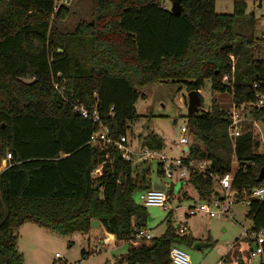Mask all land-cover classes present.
<instances>
[{
    "label": "trees",
    "instance_id": "16d2710c",
    "mask_svg": "<svg viewBox=\"0 0 264 264\" xmlns=\"http://www.w3.org/2000/svg\"><path fill=\"white\" fill-rule=\"evenodd\" d=\"M161 1L91 0L90 19L63 31L59 23L68 8L58 0H0V159L10 153L0 170V264H24L16 247L24 222L68 235L88 232L90 220L98 219L105 231L128 242L144 226L145 207L133 199L144 172L138 179L116 145L90 140L99 125L113 138L125 136L140 116L135 101L142 86L163 82L198 90L209 78L211 89L229 92L235 104L264 92V57L253 55L255 38L264 37L254 36L245 0H232L231 12H216L215 0H179V14ZM76 104L94 108L98 121L83 117ZM246 112L258 116L264 109ZM229 116L214 98L209 109L193 114L187 123L194 141L183 159L207 160L208 169L221 174L234 155L237 189L263 183L264 175L256 177L264 153L256 151L250 130L229 139ZM162 145L153 131L142 138V146ZM97 166L101 173L93 175ZM155 166L163 175L160 163ZM187 181L199 199L215 191L201 173H190ZM245 215L252 230L264 228V199H250ZM194 242L167 217L163 232L130 244L119 262L171 264L172 244ZM250 245V238H236L223 264H249Z\"/></svg>",
    "mask_w": 264,
    "mask_h": 264
},
{
    "label": "rangeland",
    "instance_id": "374dc122",
    "mask_svg": "<svg viewBox=\"0 0 264 264\" xmlns=\"http://www.w3.org/2000/svg\"><path fill=\"white\" fill-rule=\"evenodd\" d=\"M58 2L66 4L68 8L59 23L63 31H71L80 20H89L91 17V0H58ZM171 2L172 0L161 1L168 8ZM245 2L246 11L253 13L254 36L264 37V7H257V2L253 0H245ZM214 9L216 12H231L232 0H215ZM253 55L264 57L262 39L255 38ZM187 91L184 86L178 88V84L172 83L151 82L142 86L140 92L143 96H139L135 101V109L140 116L131 123L130 129L125 134L128 147L138 151L142 146V138L153 131L163 140L160 153L168 157L182 156L183 145L178 143L179 125L192 119L187 116ZM198 92L200 103L194 114L209 109L213 98L223 108L230 110L232 106L231 94L227 91L212 90L209 78L204 79ZM242 114L244 119L241 121V129L251 131L253 142H257V148L261 150L264 142V112L253 116L242 110ZM186 135L189 143L194 141L191 133L187 132ZM156 160L157 158L139 160L135 156L131 159L132 174H136L140 179L144 172L142 187L133 192V199L138 204H142L139 194L148 182L171 187V180L157 173ZM5 164L6 161L4 163L1 158L0 169ZM230 167L236 168L234 155L231 156ZM216 188L217 184H214V190ZM198 200L196 190L186 179L180 188L174 183L170 199L166 202L168 207L144 206L146 216L150 219L146 220L143 227L154 237L165 229L167 217L170 218L175 231L176 223L179 221L185 223L187 229L183 234L191 235L194 241L210 243L200 249L193 248L189 244H178L188 255L190 264H216L225 252V256H231L235 239L243 238L244 230L250 228L251 220L245 215L247 204L244 201H236L231 204L229 211L218 216H209L202 211L185 215L186 207ZM23 226L25 227L17 229L16 247L23 256L24 264H126L125 261L119 262V257L125 253L131 243L125 240H114L112 244L106 240L100 242L103 235L105 236L102 226L91 228L86 233L74 231L68 235H61L30 221ZM148 242L149 240L146 241ZM229 245L232 246L228 248ZM259 259V256L249 257V264H259Z\"/></svg>",
    "mask_w": 264,
    "mask_h": 264
},
{
    "label": "built area",
    "instance_id": "2783aa9c",
    "mask_svg": "<svg viewBox=\"0 0 264 264\" xmlns=\"http://www.w3.org/2000/svg\"><path fill=\"white\" fill-rule=\"evenodd\" d=\"M261 6L264 7V0L260 1ZM165 6V5H164ZM226 76H223L225 79ZM253 87L257 88V83H253ZM254 107L257 109H264V92L256 90L253 100L242 101L238 104L232 103L229 110V122L227 125V135L230 140L242 131L241 121L244 119L242 110L246 112L249 108ZM74 109L77 110L83 117H91L93 121H98V115L96 110L93 108L91 111L83 106L82 104L74 105ZM188 132V123H182L179 125V138L178 143L181 145L189 144L186 133ZM91 142L98 144L100 147H104L107 144H114L120 151V155L124 159L131 160L134 156L139 160H147L152 158H157L156 162L160 163V169L163 176L171 180V187L152 188L151 186L140 191L139 197L141 203L144 206L147 205H157L168 207L166 202L169 201L171 195L172 185L181 180H187L190 173L197 172L201 173L204 177H209L213 180L214 184H217V188L214 193L208 198L199 199L197 202L190 204L186 207L185 215H192L197 211H202L209 216H218L230 210L232 203L236 201H244L246 204L249 203L250 199H264V182L258 185H254L250 188L237 189L233 185V177L235 169L230 167L229 170L224 173L217 174L208 169L207 160H197L193 164H189L183 159L184 151L182 156L178 157H168L163 153H160L159 149L148 148L146 146H140L138 151H134L132 148L128 147L126 136L120 135L118 138H113L109 133L108 129L99 125L98 129L94 131L90 136ZM256 151L264 153V142L262 144L261 150L259 148ZM10 158V153H6L2 161H8ZM93 175L101 173V166H97L93 170ZM176 232L182 234L186 231L187 226L185 223L180 221L176 223ZM244 237L251 239V247L248 250V256H261L264 252V228H259L257 230H252L251 228L244 230ZM152 236L144 227H139L135 232V236L129 241L133 245L140 244L147 240H151ZM232 245H229L231 247ZM169 259L171 264H190L188 255L184 250L179 247L178 244H172L169 247ZM226 252L221 256V258L216 262V264H223V259Z\"/></svg>",
    "mask_w": 264,
    "mask_h": 264
},
{
    "label": "water",
    "instance_id": "95a60500",
    "mask_svg": "<svg viewBox=\"0 0 264 264\" xmlns=\"http://www.w3.org/2000/svg\"><path fill=\"white\" fill-rule=\"evenodd\" d=\"M260 1L261 0H258L256 5L257 7H260L261 4H260ZM173 14H179L180 11H181V4H180V1L179 0H172L171 2V5L170 7L168 8ZM249 13H252V11H250ZM59 50V49H58ZM186 97H187V116L188 117H192L195 110L197 109V106L199 105L200 103V98H199V95H198V90H194V89H191V90H188L187 93H186ZM173 121H175V119H173ZM184 151H187L188 150V146L185 145ZM263 175H264V168H261V170L259 171L256 179L258 181H260L262 178H263ZM177 185L180 186V182H177ZM151 187L152 188H160V189H163L164 188V185H162L161 183H157V182H152L151 183ZM150 217L147 216V220H149ZM101 223L98 219H91L90 220V227L91 228H96L98 226H100ZM177 226V224H175V227ZM207 245H210L209 242H199V241H195L193 244H192V247L193 248H202L204 246H207Z\"/></svg>",
    "mask_w": 264,
    "mask_h": 264
},
{
    "label": "crops",
    "instance_id": "0c3cea01",
    "mask_svg": "<svg viewBox=\"0 0 264 264\" xmlns=\"http://www.w3.org/2000/svg\"><path fill=\"white\" fill-rule=\"evenodd\" d=\"M184 147H185V145H183V148L182 149H184ZM5 163V162H4ZM6 163H7V161H6ZM6 165V164H5ZM4 165V166H5ZM3 166V167H4ZM2 167V168H3ZM1 168V169H2ZM0 169V170H1ZM25 223H27V222H24V223H22L17 229H20L21 227L23 228V227H25V226H23V225H25ZM101 226V225H100ZM90 229H91V227H90ZM103 232H104V234H105V236L103 235V239H100V242H104L105 240L109 243V244H112V243H114V240H117L116 238H115V235L113 234V233H109V232H107V231H105L104 229H103Z\"/></svg>",
    "mask_w": 264,
    "mask_h": 264
}]
</instances>
